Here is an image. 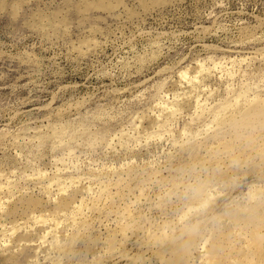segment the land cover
I'll use <instances>...</instances> for the list:
<instances>
[{"label": "rangeland", "instance_id": "1", "mask_svg": "<svg viewBox=\"0 0 264 264\" xmlns=\"http://www.w3.org/2000/svg\"><path fill=\"white\" fill-rule=\"evenodd\" d=\"M0 264H264V0H0Z\"/></svg>", "mask_w": 264, "mask_h": 264}, {"label": "bare ground", "instance_id": "2", "mask_svg": "<svg viewBox=\"0 0 264 264\" xmlns=\"http://www.w3.org/2000/svg\"><path fill=\"white\" fill-rule=\"evenodd\" d=\"M244 213V212H243ZM247 213V212H246ZM250 214V213H249ZM241 215V214H240ZM244 216H245V213H244ZM256 238V237H255Z\"/></svg>", "mask_w": 264, "mask_h": 264}]
</instances>
